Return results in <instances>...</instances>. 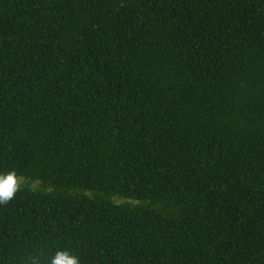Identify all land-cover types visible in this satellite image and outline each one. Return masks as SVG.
Returning a JSON list of instances; mask_svg holds the SVG:
<instances>
[{"label":"trees","instance_id":"1","mask_svg":"<svg viewBox=\"0 0 264 264\" xmlns=\"http://www.w3.org/2000/svg\"><path fill=\"white\" fill-rule=\"evenodd\" d=\"M0 264H264V0H0Z\"/></svg>","mask_w":264,"mask_h":264},{"label":"clouds","instance_id":"2","mask_svg":"<svg viewBox=\"0 0 264 264\" xmlns=\"http://www.w3.org/2000/svg\"><path fill=\"white\" fill-rule=\"evenodd\" d=\"M25 181L16 169L0 172V205L7 206L24 187ZM23 264H44L41 255H30ZM48 264H81L80 257L69 249H58L48 260Z\"/></svg>","mask_w":264,"mask_h":264},{"label":"rangeland","instance_id":"3","mask_svg":"<svg viewBox=\"0 0 264 264\" xmlns=\"http://www.w3.org/2000/svg\"><path fill=\"white\" fill-rule=\"evenodd\" d=\"M25 184H30L32 187H36L38 185V182L28 183L25 181Z\"/></svg>","mask_w":264,"mask_h":264}]
</instances>
